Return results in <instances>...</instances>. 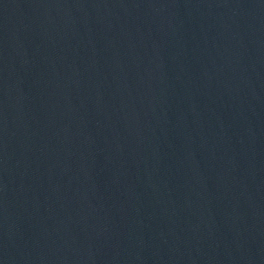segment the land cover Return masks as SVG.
<instances>
[{"label": "water", "instance_id": "95a60500", "mask_svg": "<svg viewBox=\"0 0 264 264\" xmlns=\"http://www.w3.org/2000/svg\"><path fill=\"white\" fill-rule=\"evenodd\" d=\"M0 264H264V0H0Z\"/></svg>", "mask_w": 264, "mask_h": 264}]
</instances>
